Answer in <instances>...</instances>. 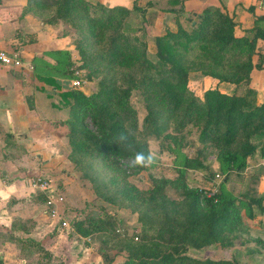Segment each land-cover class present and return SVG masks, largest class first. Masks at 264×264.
<instances>
[{"label":"trees","instance_id":"1","mask_svg":"<svg viewBox=\"0 0 264 264\" xmlns=\"http://www.w3.org/2000/svg\"><path fill=\"white\" fill-rule=\"evenodd\" d=\"M27 13L44 23L61 22L74 32L73 44L80 55L78 68L104 70L100 87L91 96L72 87L58 93V104L68 109V159L90 181L96 197L138 212L142 227L156 224L159 236L166 237L168 243L115 240L109 233L120 221L109 213L92 212L74 222L72 232L83 236L98 232L106 241H113L124 257L122 264H241L233 256L194 257L188 249L211 244L232 246L226 231L241 223V209L252 218L251 201L261 206L259 199L244 197L236 204L221 187L208 197L183 183V197L174 201L160 183L142 193L133 192L127 171L135 170L129 164L136 152L148 153L141 135L146 131L159 138L171 124L176 132L196 126L202 145L230 154L225 180L232 174L243 178L247 158L256 150L264 160V102L257 103L251 87V71L264 69V53L257 46L258 40L264 43V15H255L254 25L244 29L251 36H237L238 23L233 16L225 9L205 8L195 15L196 20L191 19L194 23L189 27L177 24L175 30L166 28L156 35V53L151 57L143 32L138 34L142 28L128 24L131 11L124 6L108 7L88 0H27L22 14ZM27 41L34 42L35 37L29 36ZM36 67L35 76L52 90L60 89L55 77H74L69 59L61 67L47 69L45 75ZM123 68L130 70L126 88L111 75L113 69ZM190 71L213 78L214 85L203 97L190 89ZM222 82L233 84V91H222ZM133 90L143 96L147 108L142 130L137 129L128 100ZM114 106L121 112L114 111ZM86 118L94 129L86 126ZM121 134L126 140H120ZM253 137L259 142L252 143ZM25 225L17 219L9 233H29ZM19 241L41 245L29 237H19Z\"/></svg>","mask_w":264,"mask_h":264},{"label":"crops","instance_id":"2","mask_svg":"<svg viewBox=\"0 0 264 264\" xmlns=\"http://www.w3.org/2000/svg\"><path fill=\"white\" fill-rule=\"evenodd\" d=\"M88 1L108 7L124 6L130 9L128 24L133 28L145 27L152 38L162 34L166 28L174 30L177 24L187 28L194 23L189 21L195 19L196 14L208 7L225 9L230 16H233L238 23L235 28L237 36H251L252 34L245 32L244 29L254 25L255 15H264V1L261 0ZM26 4L27 0H0V50L17 51L25 65L33 66L30 70L26 67L9 68L0 64V193H2L0 194V225L7 220L10 224L9 231L12 220L17 219L18 216L24 223L31 211V206L25 202L30 201L35 191L29 188L25 173L33 170L37 175L44 176L47 173L50 176V173L61 168H71L67 158L69 149L66 137L68 126L65 122L68 116L67 108L58 104V93L67 89L63 84L69 79L55 77L60 89L52 90L50 85L35 76L34 68L37 65L38 72L45 75L44 71L61 67L65 59L76 60L78 52L73 44L74 37L69 28L61 22L49 24L42 22L32 13L23 15ZM32 35L35 41L28 42L29 36ZM257 46L264 53V43L261 40H258ZM253 61H257L256 56L253 57ZM225 86L228 88L227 91L234 89L231 83L219 84L220 88ZM251 86L256 91L257 103H263L264 69L254 68L251 71ZM51 90L52 95H50ZM262 165L263 162L260 167L253 168L254 175L259 177L256 191L257 197H262L261 206L251 201L253 217L249 218L245 213L246 222L241 230L244 235L243 252H247L245 260L248 264H264V168ZM64 180L67 181V178L64 177ZM21 200L24 201V205L21 204ZM33 217L37 222L42 220L40 215ZM47 217L54 222L59 214L50 216L47 214ZM71 230L72 228H68L66 232ZM55 239L53 247L57 250L63 248L65 243L70 248L73 243L78 242L63 229L55 235ZM40 240L43 244L44 240ZM4 244L8 242L2 245ZM253 250L256 252L252 253ZM82 252L84 256L87 253ZM11 254L8 251H0L2 264H18L16 261L18 258L14 257L16 255ZM61 254L60 264H66L65 257L67 258L68 252L61 251ZM232 256L241 258L240 253L236 251L230 257Z\"/></svg>","mask_w":264,"mask_h":264},{"label":"rangeland","instance_id":"3","mask_svg":"<svg viewBox=\"0 0 264 264\" xmlns=\"http://www.w3.org/2000/svg\"><path fill=\"white\" fill-rule=\"evenodd\" d=\"M135 23L137 25V20H135ZM135 28H142V31H139L138 34L143 32L147 43L148 54L153 57L156 53V47L154 38L150 36L151 33L143 26H135ZM69 31L72 32L71 30ZM72 34L75 39L76 35L74 32ZM79 59L80 55L78 52V58L72 61V65L82 71L81 73L85 80L81 88L78 89L85 95L91 96L100 87L104 70L101 68L94 70L92 67L89 69H80L78 68L80 63ZM104 67L106 68L107 66L104 65ZM111 75L116 78L120 87L126 88L128 86L127 79L129 78L130 70L124 68L113 69ZM63 79L68 80L69 78ZM70 79L63 84L65 88H71ZM188 84L196 95L203 97L204 92L214 85V80L212 77L204 76L198 71H190L188 74ZM221 90L224 92L233 91H227V86L221 88ZM128 100L131 103L133 119H135L137 129L142 130V124L147 114L143 96L138 90H133ZM113 109L119 113L121 112L119 106H114ZM122 117L125 119V122H129L124 115ZM85 124L89 129H94L90 119L86 118ZM198 136L199 131L194 125H189L182 132H176L173 124H171L159 138L145 131L141 135L143 137L141 140L147 143L148 153L151 152L155 155V162L148 168L128 169L127 180L132 185V191L135 192L136 189L142 193L152 188L155 184L160 183L164 185V190L170 199L179 201L183 197L184 188L181 184L184 183L187 188L200 190L206 196L215 187H218V189L221 187L223 193L233 199L236 204L240 200L245 199L244 197L249 199L253 195L255 199H259L262 202V197H257L256 191L259 177L253 173V168L260 167L259 165L262 162L264 163V160L260 157L259 149L247 158V167L243 173V178L238 177L237 174H232L229 180H225L229 170V164L231 163L229 158L230 154L205 147L199 142ZM251 142H259V139L253 137ZM67 148H69L68 138ZM69 162L71 163V168H61L56 172L50 173V176L47 173L45 175L42 174L52 184V192L50 194L51 197L56 199H54L55 204H46L47 194L41 191L33 192L30 201L25 202L31 206L30 214L25 218V226L28 228L29 233L23 234L15 231L12 232L13 234H10V224L8 221L5 220L6 222L1 223L0 251H8L16 255L14 257L18 258L16 259L18 264H60L61 251L65 250L68 252L67 258L65 257L66 264H89L90 262L92 264H122L124 257L120 252H117L118 248L116 244L113 241H106L105 237H102L98 232L88 236L75 234L72 230L66 232V229H71L74 222L85 219L89 215H92V212L109 213L116 216V219L120 222L116 229L109 233L115 240L168 243L166 237L161 238L159 236L156 224L146 228L142 227L141 222L138 220V212L121 205L107 203L101 198L96 197L90 181L83 177L82 172L74 163L70 160ZM262 166L264 167V165ZM37 168L40 167L37 166ZM216 173H219L220 177H216ZM36 176L37 172H33V170L25 173L27 180L35 179ZM64 177L67 178V181L64 180ZM20 202L22 205L25 204L23 200ZM53 205L56 206L59 213V217L55 218L54 222L47 217ZM35 215H40L42 220L37 222L33 217ZM240 215L242 219L241 223L236 225L234 229L226 231V235L233 242L232 246L222 248L217 244H211L200 249L190 247L188 254L198 258L209 257L218 259L229 258L236 251L238 254L240 253L239 257H241L236 259L241 264L247 263V260H245V254L247 252H243L244 235L241 233L246 222L244 209L240 210ZM16 218L22 220L18 216ZM16 220H12L10 223L13 224ZM63 222H66L65 226ZM61 229L69 236H72L73 240L75 239L78 242L73 243V246L70 244V248L65 243L63 248H59V250L54 249L53 246L56 242L55 235ZM19 237L32 238L41 245L38 247L37 245L27 244V242H20ZM40 239L44 240L43 244ZM4 242H8V244L2 245ZM52 248L54 250H51ZM85 248L86 250H84ZM82 251L87 252L85 256Z\"/></svg>","mask_w":264,"mask_h":264},{"label":"built area","instance_id":"4","mask_svg":"<svg viewBox=\"0 0 264 264\" xmlns=\"http://www.w3.org/2000/svg\"><path fill=\"white\" fill-rule=\"evenodd\" d=\"M264 1V0H261ZM0 64L4 65L9 68H28L32 70L33 66L28 64L25 65L23 60L21 59L20 54L17 51H4L0 50ZM72 71L74 73V77L70 79V86L72 88H81V85L85 82L83 79L82 71L77 69L75 66L72 67ZM216 177H220L219 173H216ZM28 186L32 191H41L45 192L47 194V200L46 204L52 205L55 204V198L51 197L52 192V184L50 183L49 179L47 177L37 175L35 179H29L28 180ZM218 191V187H215L214 190H212L210 193H208V196H211L212 194H215ZM55 199V200H54ZM54 206V207H53ZM51 206V210L49 215H55L59 214L57 213L58 210L56 209V206ZM63 225H66V222H63Z\"/></svg>","mask_w":264,"mask_h":264},{"label":"clouds","instance_id":"5","mask_svg":"<svg viewBox=\"0 0 264 264\" xmlns=\"http://www.w3.org/2000/svg\"><path fill=\"white\" fill-rule=\"evenodd\" d=\"M120 140H126V137L121 134ZM155 162V155L151 152L145 153L143 151L136 152L134 157L131 159L129 167L131 168H148ZM2 194V193H0Z\"/></svg>","mask_w":264,"mask_h":264}]
</instances>
